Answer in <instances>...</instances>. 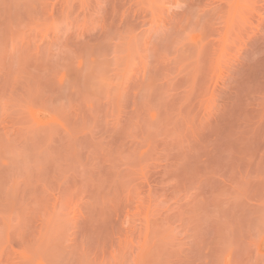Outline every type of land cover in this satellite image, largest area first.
Here are the masks:
<instances>
[{
  "label": "rangeland",
  "instance_id": "obj_1",
  "mask_svg": "<svg viewBox=\"0 0 264 264\" xmlns=\"http://www.w3.org/2000/svg\"><path fill=\"white\" fill-rule=\"evenodd\" d=\"M0 264H264V0H0Z\"/></svg>",
  "mask_w": 264,
  "mask_h": 264
}]
</instances>
